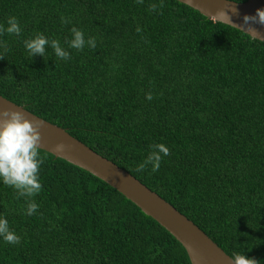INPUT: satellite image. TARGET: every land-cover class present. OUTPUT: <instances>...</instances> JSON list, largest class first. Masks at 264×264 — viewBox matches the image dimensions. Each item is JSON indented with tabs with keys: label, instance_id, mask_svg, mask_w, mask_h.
<instances>
[{
	"label": "trees",
	"instance_id": "16d2710c",
	"mask_svg": "<svg viewBox=\"0 0 264 264\" xmlns=\"http://www.w3.org/2000/svg\"><path fill=\"white\" fill-rule=\"evenodd\" d=\"M10 16L21 33H0L1 95L116 162L230 256L264 264L263 41L178 0H0V25ZM73 26L96 47L68 48ZM38 33L70 58L47 46L29 56L23 42ZM157 143L169 154L138 172ZM38 151L40 193L0 184V215L21 238L0 240V264H191L117 189Z\"/></svg>",
	"mask_w": 264,
	"mask_h": 264
},
{
	"label": "water",
	"instance_id": "95a60500",
	"mask_svg": "<svg viewBox=\"0 0 264 264\" xmlns=\"http://www.w3.org/2000/svg\"><path fill=\"white\" fill-rule=\"evenodd\" d=\"M178 1L198 10L209 19L236 27L264 42V25H253L255 33L250 34L248 32L251 30L242 22L244 16L255 15L257 9H264V0ZM220 10L225 11L229 21L225 17L216 15ZM4 108L24 112L28 119L41 121L40 149L89 171L121 192L145 214L166 228L184 246L191 264H233L231 256L195 222L116 162L98 153L71 135L65 128L40 117L23 105L0 94V110ZM59 143L65 146L62 152L55 151V145Z\"/></svg>",
	"mask_w": 264,
	"mask_h": 264
},
{
	"label": "clouds",
	"instance_id": "9594fccd",
	"mask_svg": "<svg viewBox=\"0 0 264 264\" xmlns=\"http://www.w3.org/2000/svg\"><path fill=\"white\" fill-rule=\"evenodd\" d=\"M142 3L143 0H136ZM162 6V4H161ZM155 10L156 5H151ZM235 11V9H232ZM219 17H225L229 21V17L224 10H220L216 14ZM61 22L67 23L68 20L61 16ZM243 24L250 29V34L255 33L253 25H264V9H257L255 15L244 16ZM6 26L0 25V33H8L10 35H20L21 27L15 16H10L5 21ZM139 31V29H137ZM72 38L67 42L70 49L82 50L85 44L90 48H95L96 43L93 37L85 40L82 30L73 26L71 28ZM24 48L29 56H44L45 48L50 47L58 59L67 61L70 53L63 48L55 39H49L42 33H38L30 39L25 40ZM146 99L151 100V94H146ZM42 122L39 120H30L24 112L4 108L0 110V184L14 188L18 196L31 198L40 193L42 185L39 179V169L43 163V157L38 149L41 139L40 129ZM64 144L55 145L56 152L64 150ZM169 149L163 143L150 145V151L143 161L137 165L136 170L142 172L147 166H151V171L156 172L161 163L162 156H167ZM27 216H32L37 210V203L28 199L26 201ZM20 236L17 235L9 226L6 217L0 215V240L6 244L15 245L20 242ZM233 264H258L257 260L248 257L245 252H234L231 256Z\"/></svg>",
	"mask_w": 264,
	"mask_h": 264
}]
</instances>
